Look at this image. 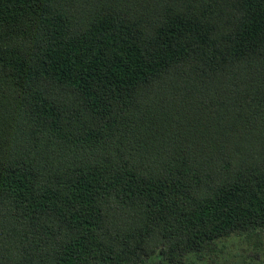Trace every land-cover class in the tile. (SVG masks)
Masks as SVG:
<instances>
[{
    "label": "trees",
    "instance_id": "obj_1",
    "mask_svg": "<svg viewBox=\"0 0 264 264\" xmlns=\"http://www.w3.org/2000/svg\"><path fill=\"white\" fill-rule=\"evenodd\" d=\"M264 230V0H0V264H182Z\"/></svg>",
    "mask_w": 264,
    "mask_h": 264
},
{
    "label": "rangeland",
    "instance_id": "obj_2",
    "mask_svg": "<svg viewBox=\"0 0 264 264\" xmlns=\"http://www.w3.org/2000/svg\"><path fill=\"white\" fill-rule=\"evenodd\" d=\"M154 263L159 262L146 259L140 264ZM182 264H264V230L219 239L199 257L189 255Z\"/></svg>",
    "mask_w": 264,
    "mask_h": 264
}]
</instances>
